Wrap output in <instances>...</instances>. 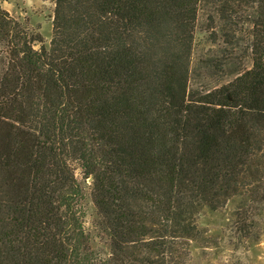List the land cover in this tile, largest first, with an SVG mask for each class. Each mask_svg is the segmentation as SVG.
I'll list each match as a JSON object with an SVG mask.
<instances>
[{"label":"trees","instance_id":"trees-1","mask_svg":"<svg viewBox=\"0 0 264 264\" xmlns=\"http://www.w3.org/2000/svg\"><path fill=\"white\" fill-rule=\"evenodd\" d=\"M203 1L55 0L49 49L14 40L0 80V264H197L194 245L219 244L200 216L233 200L229 242L260 241L264 0H205L229 26L250 12L236 75L218 73L226 51L192 63ZM10 25L0 10V32Z\"/></svg>","mask_w":264,"mask_h":264},{"label":"rangeland","instance_id":"rangeland-1","mask_svg":"<svg viewBox=\"0 0 264 264\" xmlns=\"http://www.w3.org/2000/svg\"><path fill=\"white\" fill-rule=\"evenodd\" d=\"M0 10L6 13L11 20L10 28L6 32H0V80L7 72L10 64L11 51L15 39L27 41L43 39L44 46L49 49L53 38V19L55 12V0H0ZM211 5L203 1L200 8L199 22L195 35V50L193 54V65L201 60H206L215 56L220 57L223 51L235 56V59L222 60L219 75L223 71L227 75H236L245 70L247 64L246 46L251 36L252 26L250 12L240 11L233 22L235 24L226 25L217 18L211 21ZM223 29L230 33L233 38L234 47L227 46V39L224 37ZM40 45L34 49L40 50ZM226 54V56L228 55ZM226 56L224 58H226ZM223 58V59H224ZM228 71V72H227ZM231 76V75H230ZM199 80V79H197ZM221 80V79H219ZM233 78H222L223 83L232 81ZM215 85V81L209 83ZM76 177L89 188V182L83 180L80 171L76 172ZM89 191L86 192L85 210L87 213L85 227L92 231L93 223L97 219V211L91 202ZM239 204L238 200H233L227 204L220 212L205 210L199 218V225L206 229L208 237L217 238L218 246L198 247L194 245L191 249L192 255L197 264H264V217L261 221L260 241L250 246H244L238 242H229L228 235L230 226L235 220L234 213ZM257 231L251 230L250 233ZM256 233V232H255ZM94 249L106 251L104 247L94 240Z\"/></svg>","mask_w":264,"mask_h":264},{"label":"water","instance_id":"water-1","mask_svg":"<svg viewBox=\"0 0 264 264\" xmlns=\"http://www.w3.org/2000/svg\"><path fill=\"white\" fill-rule=\"evenodd\" d=\"M92 182V180H89V183Z\"/></svg>","mask_w":264,"mask_h":264}]
</instances>
